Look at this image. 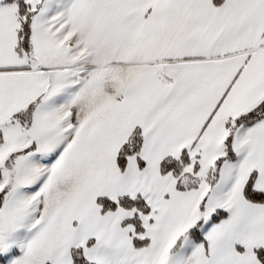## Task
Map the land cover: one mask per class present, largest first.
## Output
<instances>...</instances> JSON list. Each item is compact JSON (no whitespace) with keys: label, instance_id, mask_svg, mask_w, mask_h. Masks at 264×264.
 Instances as JSON below:
<instances>
[{"label":"snow or ice","instance_id":"1","mask_svg":"<svg viewBox=\"0 0 264 264\" xmlns=\"http://www.w3.org/2000/svg\"><path fill=\"white\" fill-rule=\"evenodd\" d=\"M0 264H264V0H0Z\"/></svg>","mask_w":264,"mask_h":264}]
</instances>
